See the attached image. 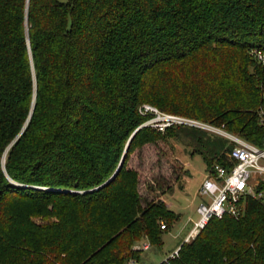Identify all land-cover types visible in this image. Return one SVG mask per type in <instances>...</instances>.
I'll use <instances>...</instances> for the list:
<instances>
[{
    "label": "trees",
    "instance_id": "obj_1",
    "mask_svg": "<svg viewBox=\"0 0 264 264\" xmlns=\"http://www.w3.org/2000/svg\"><path fill=\"white\" fill-rule=\"evenodd\" d=\"M251 50L264 53V0H0V264H125L140 241L160 248L178 215L168 190L140 193L131 153L184 140L209 171L233 144L138 129L150 118L138 110L262 146L264 66ZM256 190L243 216L210 219L169 264H264V181Z\"/></svg>",
    "mask_w": 264,
    "mask_h": 264
},
{
    "label": "built area",
    "instance_id": "obj_2",
    "mask_svg": "<svg viewBox=\"0 0 264 264\" xmlns=\"http://www.w3.org/2000/svg\"><path fill=\"white\" fill-rule=\"evenodd\" d=\"M250 54L264 66V53L251 50ZM138 112L142 117L150 116L139 129L149 127L163 133L169 127H185L211 135H219L233 144L232 149L226 154L228 166L215 164L211 170L206 171L204 180L198 189V194L204 201H201L196 208L197 220L184 243L194 240L210 219L220 220L226 215L239 218L245 212L247 200L257 201L263 198V194L257 192L256 189L259 183L264 181V139L262 146H255L236 135L224 132L221 128L194 119L161 113L149 105H142ZM160 229L165 230L166 228L161 225ZM149 249L150 244L147 240L138 242L132 248L136 252ZM178 251L179 248L169 254L162 263L169 264L170 261L176 259ZM125 264L142 263L129 259Z\"/></svg>",
    "mask_w": 264,
    "mask_h": 264
},
{
    "label": "rangeland",
    "instance_id": "obj_3",
    "mask_svg": "<svg viewBox=\"0 0 264 264\" xmlns=\"http://www.w3.org/2000/svg\"><path fill=\"white\" fill-rule=\"evenodd\" d=\"M127 166L138 172L140 193L144 197L157 200L168 190L162 198L167 208L178 215L170 229L166 225L168 231L160 232L161 247L151 246L141 252L140 263L160 264L182 245L197 220L196 208L204 201L198 189L206 175V165L192 144L168 139L135 150Z\"/></svg>",
    "mask_w": 264,
    "mask_h": 264
},
{
    "label": "water",
    "instance_id": "obj_4",
    "mask_svg": "<svg viewBox=\"0 0 264 264\" xmlns=\"http://www.w3.org/2000/svg\"><path fill=\"white\" fill-rule=\"evenodd\" d=\"M139 129V128H138ZM137 131V130H136ZM135 131V132H136ZM133 135H134V133H133ZM133 135L131 136V138L133 137ZM131 138L129 139V141H128V143H127V145H126V147H125V150H124V152H123V155H122V157H121V160H120V163H119V166H118V168H117V170L115 171V173L113 174V176L103 185V186H106V185H108L115 177H116V175L119 173V171L121 170V168H122V166H123V163H124V159H125V156H126V154H127V150H128V146H129V143H130V140H131ZM4 161V160H3ZM37 189V188H36Z\"/></svg>",
    "mask_w": 264,
    "mask_h": 264
},
{
    "label": "crops",
    "instance_id": "obj_5",
    "mask_svg": "<svg viewBox=\"0 0 264 264\" xmlns=\"http://www.w3.org/2000/svg\"><path fill=\"white\" fill-rule=\"evenodd\" d=\"M186 237H187V235H186L185 238L183 239L182 244L185 242ZM179 247H180V246H179ZM179 247H177L175 250H177ZM175 250H174V251H175ZM174 251H173V252H174ZM170 254H171V253H170Z\"/></svg>",
    "mask_w": 264,
    "mask_h": 264
}]
</instances>
